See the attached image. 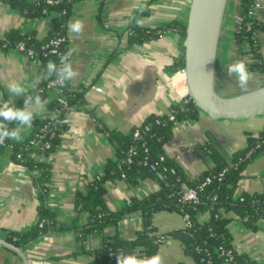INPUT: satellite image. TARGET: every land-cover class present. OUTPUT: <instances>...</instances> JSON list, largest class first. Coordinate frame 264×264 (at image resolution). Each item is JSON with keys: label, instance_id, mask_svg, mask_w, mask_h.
<instances>
[{"label": "crops", "instance_id": "obj_1", "mask_svg": "<svg viewBox=\"0 0 264 264\" xmlns=\"http://www.w3.org/2000/svg\"><path fill=\"white\" fill-rule=\"evenodd\" d=\"M33 1V0H32ZM191 0H78L70 19H81L85 28L81 35H68V48L79 75L68 82L70 90H83L85 107L70 113L68 126L57 147L42 159L50 166L49 191L41 200L34 174L7 154H0V236L9 232H24L37 223L39 207L45 204L59 222H76L82 227L89 221L86 210L76 208V195L85 190L88 181L104 171L108 160L116 156V143L111 131L126 133L151 114H168L172 105L185 99L184 81L180 68L184 67L185 35L174 22L187 23ZM141 6L146 10L140 12ZM239 0H230L224 31L220 41L217 64L218 83L224 82L226 67L236 61L248 60L243 54L238 26L241 19ZM54 13L28 16L10 4L0 2V38L9 30L33 31L38 39L50 34ZM255 18L261 28L257 33L260 51L264 56V0H257ZM133 18L143 28L162 29V33L140 42L132 40L129 25ZM183 67H178L179 59ZM220 61V62H219ZM48 61L32 58L17 48L0 46V96L7 100L4 85L15 80L37 88L47 80L40 74ZM221 72V73H220ZM224 73V75H223ZM249 82L248 90L264 85V72ZM221 74L223 77H221ZM221 77V78H220ZM231 77H227L229 80ZM219 89V88H218ZM56 90L49 89L40 106L44 118L50 109L49 101L56 98ZM21 97H16L15 102ZM264 128V115L247 119H213L198 109L196 117L173 123L172 136L163 145L162 153L175 160L191 178H197L217 162L205 150L214 146L228 157L248 145V133L256 136ZM32 129V127H31ZM31 129L22 131V138ZM158 187L150 177L141 178L134 185L124 180L105 183L104 204L108 210H118L133 197H145ZM264 191V151L258 153L243 170L236 193ZM229 224L232 246L257 264H264V221L256 228L244 225L234 214ZM208 218V212L199 219ZM160 234L171 233L185 226V218L177 210H162L153 217ZM142 227V214L134 211L123 216L116 226L104 229L107 237L132 239ZM101 240L96 237L78 239L74 229L49 231L28 243L23 249L33 259L45 264H90L96 257ZM158 253L163 264H196L187 254L180 239L166 238ZM0 264H23L21 258L0 246Z\"/></svg>", "mask_w": 264, "mask_h": 264}, {"label": "trees", "instance_id": "obj_2", "mask_svg": "<svg viewBox=\"0 0 264 264\" xmlns=\"http://www.w3.org/2000/svg\"><path fill=\"white\" fill-rule=\"evenodd\" d=\"M78 0H0L15 7L28 16L50 15L54 13V26L49 35L38 39L33 31L19 32L9 30L0 38V46L15 48L23 43L25 51L33 50L37 56L32 58L58 63L59 53L69 50L67 44V22L69 21L73 5ZM256 0H239L241 19L238 26L240 43L243 54L248 57V68L253 71L264 72V56L260 51L257 33L261 28L255 18L254 8ZM178 31L185 35L186 25L173 23ZM162 29H148L137 25L133 18L129 25L132 40H142L156 37ZM64 38L51 49L53 40ZM55 53V54H54ZM178 67H183V59H179ZM48 79L41 86L35 88L42 99L47 98L49 89ZM60 88V96L67 101V105L57 98L50 100L49 112L44 118L36 117L31 132L19 142L5 140L0 144V154H7L15 162L21 163L34 174L35 185L41 200H45L49 191L50 166L42 157L50 154L59 144L64 130L68 126L70 113L74 109L85 107L82 95L84 90H70L68 83ZM29 94H34L33 89ZM23 105V98L15 102ZM197 106L188 98L174 104L168 114H151L139 125L123 133L111 131V138L116 143V156L106 162L104 171L85 185V190L76 195V208L89 213L87 225L79 228L76 222L66 224L59 222L55 214L44 203L39 207V219L36 224L24 232H9L6 240L20 247L35 241L49 231H64L74 229L78 239L96 237L101 240L96 257L90 264H117V252H136L140 256H151L158 253L160 244L169 236L181 240L187 254L193 256L196 264H257L244 253H237L232 246L229 224L234 214L244 225L256 228L264 221V191L236 193L243 170L247 163L258 153L264 151V128L256 136L248 133V145L232 155L223 157L210 144H205V150L217 162L207 168L197 178H191L181 166L172 158L164 156L163 145L172 136V126L177 120L196 117ZM174 119H170V115ZM55 115L57 119L49 118ZM14 125H10L12 127ZM139 131V136H136ZM133 154L130 156V151ZM131 159V160H129ZM156 163L155 169L151 166ZM150 177L158 187L145 197H133L118 210H108L104 204L105 183L111 180H124L134 185L141 178ZM210 182L205 183L206 178ZM185 184L195 188L199 202L189 203L179 200L176 192ZM162 210H177L182 215L189 216V224L171 233L160 234L153 224L154 215ZM139 211L142 214V227L132 239H123L115 235L106 237L104 229L110 225L116 226L124 215ZM208 212V218L199 219V214ZM162 238V239H161Z\"/></svg>", "mask_w": 264, "mask_h": 264}, {"label": "water", "instance_id": "obj_3", "mask_svg": "<svg viewBox=\"0 0 264 264\" xmlns=\"http://www.w3.org/2000/svg\"><path fill=\"white\" fill-rule=\"evenodd\" d=\"M230 0H191L185 30L186 96L213 119H247L264 115V85L232 96L217 87L221 36ZM0 246L31 264L23 247L0 236Z\"/></svg>", "mask_w": 264, "mask_h": 264}, {"label": "clouds", "instance_id": "obj_4", "mask_svg": "<svg viewBox=\"0 0 264 264\" xmlns=\"http://www.w3.org/2000/svg\"><path fill=\"white\" fill-rule=\"evenodd\" d=\"M51 2V0H49ZM146 10V6H141L139 11ZM138 26H143L140 20H137ZM67 32L71 35L79 36L83 33L85 24L81 19H70L67 22ZM55 54V53H54ZM58 63L49 60L44 66L40 74V78L44 80L51 79V82L61 88L65 87L70 81H73L78 75V71L74 68L71 60L73 51L69 49L65 53H59ZM227 77H235L236 82L243 91H247L249 82L253 76L248 65L241 59L230 63L226 68ZM5 91L8 94V99L5 100L0 96V144L5 140L19 142L22 139L21 133L25 129H31L33 121L37 115L43 117V112L40 111V106L44 103L38 92L29 94V89L22 83L15 80L9 81L4 85ZM16 97L23 98V105L17 106L15 103ZM49 118L55 120V115ZM10 125H14L10 127ZM117 264H163V258L159 253L151 256H140L136 252L125 253L117 252Z\"/></svg>", "mask_w": 264, "mask_h": 264}, {"label": "built area", "instance_id": "obj_5", "mask_svg": "<svg viewBox=\"0 0 264 264\" xmlns=\"http://www.w3.org/2000/svg\"><path fill=\"white\" fill-rule=\"evenodd\" d=\"M256 3H255V6L257 5V0L255 1ZM64 40V38H58V39H56V40H53L52 42H51V44L52 45H54L53 47H52V49H51V51L52 52H55L56 51V48H55V46L60 42V41H63ZM15 48H17L18 50H20V51H22V52H24V53H26L27 55H29V56H37V54L33 51V50H31V49H28V50H26L25 51V46H24V44L23 43H19ZM179 73H180V80H182V81H184V83H185V70H184V67L183 68H180V70H179ZM48 87L49 88H51V89H55L56 90V92H57V94H56V98L61 102V103H63L64 105H67V101L63 98V97H61L60 96V88H59V86H56V85H54L52 82H50L49 84H48ZM183 88H184V92H185V99L186 98H188L187 96H186V83L184 84V86H183ZM175 117H174V115H170V119H174ZM139 134H140V132L139 131H136V133H135V135L136 136H139ZM133 154V151L131 150L130 151V156ZM129 160H131V159H129ZM155 166H156V163L155 164H153L152 166H151V169H155ZM207 182H210V178L209 177H207L206 178V181H205V183H207ZM176 194H177V196H178V198H179V200L180 201H182V202H189V203H197V202H199V196H198V192H197V190L195 189V188H192V187H188V186H186L185 184H183L179 189H178V191L176 192ZM184 218H185V226H187L188 224H189V216L187 215V214H185L184 215ZM162 239V238H161ZM236 252L237 253H240V252H238L237 250H236ZM31 264H45V260H39V259H33V260H31Z\"/></svg>", "mask_w": 264, "mask_h": 264}, {"label": "rangeland", "instance_id": "obj_6", "mask_svg": "<svg viewBox=\"0 0 264 264\" xmlns=\"http://www.w3.org/2000/svg\"><path fill=\"white\" fill-rule=\"evenodd\" d=\"M219 57H220V60H221L222 52H220ZM246 58L248 60V57H246ZM250 72H254V71L250 70ZM223 75H224V73H223ZM223 75L221 74V77H223ZM252 76H253V78H255L256 76H258V74L257 73H252ZM226 78L227 77L225 76V80H223L224 82L220 81V83H218V88H219V91H220L221 95H223V96H232V95H235V94H238V93H241V92H245V91L241 90V88L239 87L238 83L236 82L235 77H231L229 80H227Z\"/></svg>", "mask_w": 264, "mask_h": 264}]
</instances>
